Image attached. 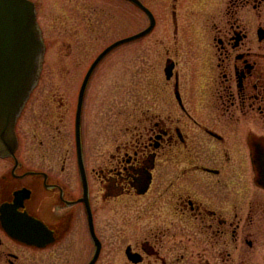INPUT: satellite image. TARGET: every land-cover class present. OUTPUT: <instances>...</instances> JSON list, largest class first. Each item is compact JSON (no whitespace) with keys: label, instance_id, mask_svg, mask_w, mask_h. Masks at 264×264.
Segmentation results:
<instances>
[{"label":"flooded vegetation","instance_id":"flooded-vegetation-1","mask_svg":"<svg viewBox=\"0 0 264 264\" xmlns=\"http://www.w3.org/2000/svg\"><path fill=\"white\" fill-rule=\"evenodd\" d=\"M31 1L46 50L42 1ZM138 1L155 16L154 0ZM59 3L49 12L69 57L80 47V83L73 106L54 91L33 115L32 93L17 118L16 149L0 157V264H264V0H158L159 93L149 87L147 103L136 104L130 85L107 119L99 107L88 139L91 86L133 79L136 41H121L143 12L127 0ZM177 13L198 50L183 45L196 64L189 88Z\"/></svg>","mask_w":264,"mask_h":264},{"label":"rangeland","instance_id":"rangeland-1","mask_svg":"<svg viewBox=\"0 0 264 264\" xmlns=\"http://www.w3.org/2000/svg\"><path fill=\"white\" fill-rule=\"evenodd\" d=\"M38 1V0H34ZM41 6L44 9L45 14L44 16V24L48 29L45 31V43H46V50L44 52L43 57V65L42 69L43 72L41 75L40 82L36 86L32 94V102L30 104L33 106V115L34 113L43 107H47L49 103V95L51 92L59 91L56 96L64 97L71 101V105L73 106V102L75 101V93H77V87L80 83V77L78 76V72L81 67H83L80 53V47H77L78 55L74 58L69 57L68 54V47L66 41L63 38V31L62 27H56L59 29H54L53 20L51 18V13L49 10L54 9V7H60L62 3H59L61 0H41ZM113 2V0H107ZM68 2V0H64V3ZM56 3V4H55ZM59 3V4H58ZM151 4V3H150ZM151 5L153 11L155 13L154 18L156 19V28L154 32L150 35L143 37L135 42L136 45V57H135V75L132 80H111L107 78H100L94 81L93 85L91 86V90L89 91L86 105H87V113L84 120V134L85 137L88 139L90 133L94 136L97 127L96 122L99 116L98 111L99 107L102 106V113L104 115V119L108 118L112 114V105L117 102V97H128L127 96V88H133V94H131V100L136 104H144L147 103V95L149 91V87L153 88L156 91H152V93H159L160 90V73H161V65L160 60L162 58L160 50L159 41L165 37L163 32V24L165 23L163 14L160 12L158 7V0H154ZM81 3L77 4L75 8H80ZM103 8H111L110 5L106 3L101 4ZM135 19V28L134 33H138L145 29L148 25V19L146 16L141 13L140 11H136L134 14ZM183 16H180L177 13L176 21L178 27H176L175 38L176 41L178 40V46L175 49L178 51V56L182 58L183 68H184V75L181 74L183 77L182 84L184 87H191L194 78V67H196L195 61L190 59L194 55L197 54V45L195 44L196 39H193L191 34L187 31L185 27V19ZM170 19V18H169ZM133 33L131 30L127 31H120L121 34L123 33ZM169 32L170 29H169ZM168 32V33H169ZM171 34H174L171 33ZM171 39V35L166 37ZM168 39V40H169ZM184 46H188L190 51L195 53L191 55L190 53L185 52L189 49L183 48ZM88 50L87 56H90ZM182 50L184 52H182ZM91 52V51H90ZM188 60V62H187ZM110 61V60H109ZM66 71H72L73 73L76 72L75 75L71 74V78L67 79L66 75L64 77V73ZM101 72H104L103 68L100 69ZM48 72L50 74H48ZM51 73H53L51 75ZM62 73V75L58 74ZM182 81V78H181ZM121 88V89H116ZM154 97V96H153ZM31 105L27 108V113L29 109L31 110ZM30 119V118H29ZM109 120V119H108ZM35 121V120H34ZM67 123V122H66ZM71 122L66 124V127L71 129ZM39 130L47 131V124L39 125ZM91 135V136H92ZM46 137V135H44ZM45 143V142H44ZM29 144H33L36 147L37 141H29ZM47 147L45 145L40 146L38 151L41 153L39 156L40 164L43 163L44 155L42 153L46 152ZM43 166V167H44Z\"/></svg>","mask_w":264,"mask_h":264},{"label":"water","instance_id":"water-1","mask_svg":"<svg viewBox=\"0 0 264 264\" xmlns=\"http://www.w3.org/2000/svg\"><path fill=\"white\" fill-rule=\"evenodd\" d=\"M127 1L133 2L143 11L149 25L121 43L138 40L154 27L152 14L138 0ZM121 43L112 45L99 55L90 71L110 49ZM44 51L35 5L29 0H0V157L9 156L16 149L15 124L37 85ZM86 84L87 78L79 90L76 107L75 141L78 153L81 106ZM78 156L80 164V154Z\"/></svg>","mask_w":264,"mask_h":264}]
</instances>
